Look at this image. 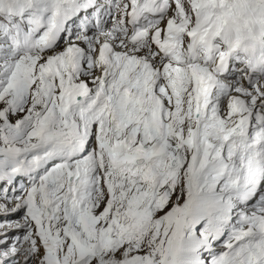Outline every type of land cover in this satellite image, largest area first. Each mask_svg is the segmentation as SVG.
Masks as SVG:
<instances>
[{
	"label": "snow or ice",
	"instance_id": "snow-or-ice-1",
	"mask_svg": "<svg viewBox=\"0 0 264 264\" xmlns=\"http://www.w3.org/2000/svg\"><path fill=\"white\" fill-rule=\"evenodd\" d=\"M0 264H264V0H0Z\"/></svg>",
	"mask_w": 264,
	"mask_h": 264
}]
</instances>
